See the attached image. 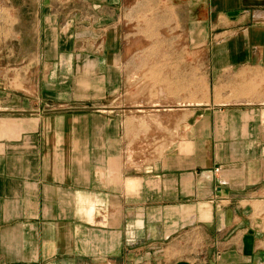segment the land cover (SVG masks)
Masks as SVG:
<instances>
[{"label": "crops", "instance_id": "1", "mask_svg": "<svg viewBox=\"0 0 264 264\" xmlns=\"http://www.w3.org/2000/svg\"><path fill=\"white\" fill-rule=\"evenodd\" d=\"M22 4L35 96L1 104L0 264H264V0ZM142 25L211 59L212 98L121 100Z\"/></svg>", "mask_w": 264, "mask_h": 264}, {"label": "rangeland", "instance_id": "2", "mask_svg": "<svg viewBox=\"0 0 264 264\" xmlns=\"http://www.w3.org/2000/svg\"><path fill=\"white\" fill-rule=\"evenodd\" d=\"M35 1L0 0V109L4 107L1 104L5 101H22L28 95L35 96L33 88L30 90L27 87L31 84L26 82L22 73V66H25L27 61L23 56L30 47L28 39L36 33L33 22L36 11L30 6L27 9L22 8L24 6L22 3L28 2L31 5ZM148 12L142 13L141 19L146 18ZM121 30L124 37L132 38L136 32L138 37L140 35L152 40L144 41L140 45L132 41L126 43L130 50H141V56L120 59L119 65L121 68L124 65L125 71L124 75L120 74V86L123 88L119 90L121 100L124 98L125 101H199L202 98L205 100L212 98V81L208 73L211 59L192 56L191 43L188 47L190 52L188 58L170 57L165 56V51L169 53L171 50L180 49L181 43L166 42L164 38L170 39V35H166L164 26H126L121 27ZM183 44L186 46V43ZM149 53L152 56H148ZM115 77L112 76L114 79ZM81 96L85 97L83 101H98L90 92H84ZM117 96L118 91L114 89L99 101H117ZM157 127H160L159 123ZM177 128V123H174L173 137Z\"/></svg>", "mask_w": 264, "mask_h": 264}]
</instances>
